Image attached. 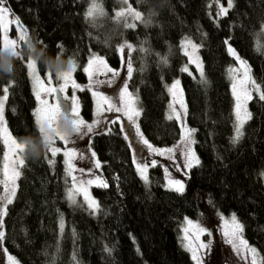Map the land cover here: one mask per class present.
Here are the masks:
<instances>
[{
    "label": "trees",
    "instance_id": "obj_1",
    "mask_svg": "<svg viewBox=\"0 0 264 264\" xmlns=\"http://www.w3.org/2000/svg\"><path fill=\"white\" fill-rule=\"evenodd\" d=\"M94 2L101 11L89 16ZM128 3L145 16L133 28L115 17L120 0H4L19 53L11 59L10 73L0 70V96L8 86L4 121L15 139L28 144L14 198L3 218L6 251L19 264H194L180 243V227L185 218L195 219L212 209L235 216L262 264L264 0H231L225 14L213 11L212 0ZM184 36L199 46L202 80L182 71L187 63L180 47ZM122 45L133 49L124 47L121 52ZM230 46L247 63L252 81L261 89L259 95L252 90L250 118L237 141L233 139ZM119 52L122 57L126 52L131 64L128 86L137 95L141 131L154 147L172 145L180 136L177 122L167 117L166 91V84L180 79L199 162L186 174L182 192L167 190L164 182L177 175L172 167L139 146L119 115L103 114L105 126L90 137L106 185L93 189L99 204L93 215L80 200L73 204L68 200L72 187L68 169L61 151L52 155L39 132L25 62L34 55L44 74L54 70L58 61L61 65L73 61L83 85L77 90L80 116L91 120V91L107 90L92 86L84 65L91 54H98L118 67ZM52 147L64 146L56 141ZM2 155L0 142V177ZM154 161L145 184L137 165Z\"/></svg>",
    "mask_w": 264,
    "mask_h": 264
},
{
    "label": "rangeland",
    "instance_id": "obj_2",
    "mask_svg": "<svg viewBox=\"0 0 264 264\" xmlns=\"http://www.w3.org/2000/svg\"><path fill=\"white\" fill-rule=\"evenodd\" d=\"M228 4H229V0H212L211 8L213 9L214 12H216V14H225L221 12V9L222 8L228 9L229 8ZM92 5L93 3L91 4V6ZM3 7H5L4 2H3ZM128 7H129L128 0L127 3L123 2V0H120V9L116 11V13L114 12L115 17L118 18L116 15L117 12L125 11ZM132 9L134 11H137L134 8ZM139 13L141 14V19H135L134 16L132 15H126V17H119L118 21L121 22L125 27H128L127 25L129 24L134 25L135 27L138 23H142L145 20V16L141 12ZM92 16H94V14ZM12 22L13 20L9 12L8 15L4 17L3 20H0L1 48L3 44V36L6 35L10 39H14L10 34V27ZM15 26L19 30V26L17 25ZM193 45L195 46V49H193ZM180 47L182 53L187 58V63L182 68V71L188 73L195 79L202 80L204 77V67L199 53V46L190 37L184 36L180 40ZM132 49H133V45H131L130 52L132 51ZM229 49H232L235 55H233L232 52L229 51ZM15 50L17 51V44ZM228 51L230 53V56L232 57V64L229 67V77L231 82V94L234 100L233 139L234 141H237L238 139H235V137L237 135L236 128L239 121L237 120V108H236L237 99L236 96L233 94V84L234 83L236 84L237 93H241L240 81L244 78L245 69L241 66L240 61L243 62L245 61L239 56V54L231 46L228 47ZM185 53H187V55ZM94 56L102 58L105 64L107 65L106 68L103 65L95 66L98 67V71H94L92 73L93 80L91 81V84L94 87H99V88L103 87L104 89L107 90V91H101L97 89L95 90V92L109 97L115 103L116 101L119 100L120 93L122 89L125 88L126 85L127 91L132 94V98L134 100V107L139 111V115L134 116L132 120H129L127 115H125L123 111L117 112L115 110H111V111H102L98 113L97 109H98L99 96H94L93 91H91V98H92L94 117L91 120L83 119L80 116L81 106L77 96V90L82 88L83 85L79 84L81 82L77 80V77L75 75V70H76L75 63L73 61H68L65 65H61V63L58 61V63L56 64V68L54 70L50 69L44 74L40 73L36 63V72L41 78V80L44 81V87H56L58 89L60 87H63L64 91L60 93H62L64 98L67 97L66 101L70 103V106L72 105L73 97L75 98L78 106L80 119H83L86 122V124H92L94 121H98L97 123H95L93 131L91 133L87 132L86 127H82L79 133L73 132L69 122L65 119L63 112H61L56 122L53 124V126L58 127L61 132H68L70 134L69 142L67 144L61 141L58 137H54L55 142L60 141L64 146L60 150L61 151L60 153L62 154V157L68 169L69 181L72 182V187L70 189L71 198H70V194H68L69 202L73 204V203H77L80 200L82 203H84L88 211L91 212L93 215L97 214L98 212L99 204H98V200L93 195V189L96 187H100V188L105 187L103 186L105 185V183L101 177V163L91 148L90 137L93 133L101 131L102 128L105 126L106 118L103 116V114H107V113H115L119 115L127 123L129 127V133H131L130 135L139 146L145 149L150 155L155 156L159 160L165 161L168 165L172 167V170L175 171L177 175L173 179L166 180L163 184V187L167 190L181 192L175 190L177 186L175 184L170 183V181L178 180L181 181L183 185H185L184 183L185 176L189 172V170L197 163L196 162L197 156L194 151V143H195L194 131L191 133V140L193 141L192 143H187L184 139L187 130H193V128L190 127L186 119L187 107H186V101L180 79L179 78L174 79L172 82L166 84V91L169 97V105H168L169 107H167V117L172 116L173 118L171 120L177 122L180 128V136L178 140L172 145L165 147H154L145 138L140 128V124H139L140 108L137 103V95L136 93L131 91L128 86L130 76H129L126 52L124 54V57H122V54L119 52L120 60L122 59V61H120L121 64H119L118 67H112L108 63L106 58L103 56H100L98 54H91L88 57V60L84 65V68L89 65V61ZM194 57H199V64L202 67L203 76L201 75V69L197 67V64L191 62V60ZM237 57L239 58V60L237 59ZM11 59L12 57L9 58V62H11ZM31 60L36 61L34 55L30 56L26 60L25 65L33 88L32 91L36 99V108L34 109V117L37 124L36 113L38 109H41L43 107V104L41 103L40 99H37V90H38L37 85L33 79V76L31 75L30 70L27 67V63ZM70 62H72L75 65V70L71 72V78L68 80L66 85L62 79L58 80L55 78V76L52 77L51 84L47 83L49 74L51 73L59 74L61 72L68 71ZM245 64L247 66V75L251 78L249 67L246 62ZM4 67L7 69L8 65L5 64ZM108 69H111V71H108ZM84 73L90 79L89 73H86L85 71ZM175 81H179V85L173 88L172 91H169V88L174 84ZM246 87L250 96L252 94V90H254L257 95L260 94V92L256 91V89L250 83L247 84ZM173 93H175V95H173ZM56 94H48L43 91L40 92L41 97L44 100L48 101L50 104L56 103V99H55ZM4 96L5 95L0 96V99H3ZM249 100L250 99H247L245 101L243 95H241V102L243 104V108H246L248 113H250ZM103 107L106 109L107 105H103ZM243 108L241 109V115H243ZM4 109H5V100H3V119L0 120V142L3 145L2 175L0 177V181L3 180V166L6 162L9 163L10 173L13 168H15V170L19 172L21 166L19 164V160L16 158L17 153L15 152L10 153V145L4 143L5 130L7 131L8 135H10L13 139H15L4 121ZM177 114L179 115V118H177ZM248 119L244 121L243 126L240 129L241 134ZM37 127L39 129L38 124ZM137 128L139 129L140 135L137 134ZM141 136L143 137V139L141 138ZM144 140H147L148 144H145ZM21 143H25V142H21ZM149 144L152 146L151 148L148 147ZM153 149L158 151H153ZM169 149H171V151H169ZM68 150H72L75 153V155L71 158V168H69V157L65 155V152H67ZM6 154H8L9 156L8 161H5L4 159ZM19 155L23 158V153H20ZM151 165H153V163H149V164L140 163L141 167H146L145 175L147 177V180L142 178L141 173L138 171L137 168L138 176L145 184L149 183V169ZM17 180L18 177L15 178L14 184L10 185V188L15 187V191L17 188L16 187ZM89 181H92V183L89 184L88 183ZM8 194L9 193H6L4 190L3 183L0 182V209H3L5 206L7 207V205L9 204L7 203V198H6ZM85 194H87L89 198L88 200L85 199ZM13 198L14 196L12 197V200ZM90 200L95 201V206L89 207ZM232 217L233 216L227 217L225 215H222L218 211L207 209L202 213L200 217L195 219L188 218L183 221L180 227V243L182 247L189 253L194 264H251V256L245 253L244 246L241 245L240 243L241 239L243 241H246L245 238L243 237L242 231L238 233V236L236 238H233L231 235ZM3 218L4 215H0V232L2 233H3ZM189 221L191 222V224H189ZM193 225H195V227H193ZM201 229L203 231H201ZM225 233H228V235H225ZM228 240H233V243L227 242ZM234 244L236 245V247L233 246ZM248 246L251 247L250 245ZM193 252L196 253L197 260L193 259ZM9 256L13 257L12 255H9L8 252L6 251L3 245V236H2L0 237V264H10ZM13 258L15 264H19L17 259L15 257ZM256 261L257 264H260L258 255L256 257Z\"/></svg>",
    "mask_w": 264,
    "mask_h": 264
},
{
    "label": "snow or ice",
    "instance_id": "obj_3",
    "mask_svg": "<svg viewBox=\"0 0 264 264\" xmlns=\"http://www.w3.org/2000/svg\"><path fill=\"white\" fill-rule=\"evenodd\" d=\"M3 2H4V0H0V20H3L4 17L7 16L8 12H9V10L7 8L3 7ZM123 2L127 3V0H123ZM231 6H232L231 0H229L228 7L230 8ZM98 11H101L100 6L94 2L93 5L89 8L88 15L91 16V15L97 13ZM226 11H227L226 8L221 9L222 13H226ZM116 15L118 18L119 17H126V15H132V16H134L135 19H141V14L137 11H134L130 5L125 11L117 12ZM17 23H18V21H17ZM127 26L128 27H134V25H131V24H129ZM20 39H23V37L21 36ZM16 44H17L16 39H10L6 35L3 36V44H2V48H0V70L6 71V73H10L12 71V66L9 62V58L13 57V56H19V53L15 50ZM124 47L131 48V45H122L121 49H120L121 52L123 51ZM193 49H195L194 45H193ZM229 51L232 52L233 55H235V53L232 51V49H229ZM185 54L187 55V53H185ZM237 59L239 60L238 57H237ZM191 62L197 64V67L201 69V75L203 76L202 67L199 64V57H194L191 60ZM240 63H241V66L245 69V73H244V78L240 81L241 93H237L236 84L235 83L233 84V94L236 96V99H237V104H236L237 120L239 121L237 128H236L237 135H236L235 139H239V136L241 135L240 129L243 126L244 121L246 119L250 118V113L247 112L246 108H243V104L241 102V95H243L245 101L247 99H251V96L248 93L246 85L250 83L256 89V91H258V92L261 91L260 86L256 85L255 81H251V78L247 75V66H246L245 62L240 61ZM5 64L8 65L7 69L4 68ZM96 65H103L105 68L107 67V65L105 64V62L102 58L94 56L89 61V65L84 68V71L86 73H89L90 81L93 80L92 73L94 71H98V67H95ZM27 67L30 70L31 75L33 76V79L37 85V89H38L37 90V99H40L41 103L43 104V107L41 109H38L37 113H36L37 124L39 126V132L41 133V135L43 137V141L45 143V146L48 147V149H49V151H51L52 155H55L57 152L60 151V149L52 147V145L55 142L54 137H58L61 141H63L65 144H67L69 142V135H70L68 132H61L58 127L53 126V124L56 122V120H57L58 116L61 114V112H63L65 119L69 122L72 131L77 132V133H79L81 131L82 127H86L87 132L91 133L93 131L95 123H97L98 121H94L92 124H86V122L83 119H80L77 102H76L74 97H73L72 105L70 108L66 107L65 105H63L60 102L61 98L59 97V95L55 96V99H56L55 104H50L48 101L44 100L40 95L41 91L48 93V94H56L58 92L64 91V88L60 87L58 89L56 87H44V81L41 80V78L39 77V75L36 72V61L35 60L29 61L27 63ZM74 70H75V65L72 62H70L68 71L61 72L59 74H55V73L49 74L48 79H47V83L51 84L52 83V77L55 76V78L58 80L62 79L66 85L68 80L71 78V72ZM128 70H129V76H130L131 71H132L130 62H128ZM108 71H111V69H108ZM178 85H179V81H175L174 84L169 88V91H172V89L177 87ZM3 91L5 92V96L3 97V99H0V120L3 119V100L6 99V93L8 91V86H5ZM93 95L99 96L98 109H97L98 113L102 112V111H111V110H115L117 112L123 111L124 114L127 115L129 120H132L134 116L139 115V111L134 107V100L132 98V94L127 91L126 85H125V88L122 89V91L120 93L119 100L116 101L115 103L109 97H107L103 94L97 93L95 91H93ZM173 95H175V93H173ZM66 98L67 97H65V99ZM260 98L264 99V92L261 93ZM103 105H107V108L105 109L103 107ZM242 108H243V115H241V109ZM173 111H175V110H173ZM168 118L172 119L173 117L169 116ZM177 118H179L178 114H177ZM117 119H119V117ZM193 131L194 130H187V132L185 133L184 139L187 143L193 142L191 140V133ZM137 134L140 135L138 128H137ZM141 138L143 139L142 136H141ZM4 143L7 145H10V153L11 152L17 153L16 158L19 160V164L23 165L24 159L19 154L26 151L28 144L27 143H21L15 139H13L10 135L7 134L6 130H5ZM144 143L148 144V141L144 140ZM148 147L151 148L152 146L149 144ZM153 151H158V150L153 149ZM169 151H171V149H169ZM65 155L69 157V168H71V158L75 155V153L72 150H68L67 152H65ZM4 159H5V161H8V159H9L8 154L5 155ZM196 162L198 163L199 161L197 160ZM50 163H51V161H50ZM153 164H155V161L153 162ZM137 168H138V171L141 173L142 178L147 180V177L145 175L146 167H141L140 165H137ZM18 176H19V172L16 171L15 168H13L11 170V173H10L9 163L6 162L3 166V180L0 182L3 183L5 192L9 193L6 197L7 203H9V204L12 202V197L15 195V187L10 188V185L14 184L15 178ZM88 183L91 184L92 181H89ZM170 183L175 184L177 186L175 190L181 191V192L183 191L184 185L181 181H178V180L170 181ZM103 186H106V185H103ZM85 192H86V190H85ZM70 198H71V194H70ZM85 199L86 200L89 199L87 194H85ZM93 206H95V201L90 200L89 201V207H93ZM5 214H6V206L3 209H0V215H5ZM189 224H191L190 221H189ZM231 224H232L231 235L233 238H236L238 236V233L240 231H242V225H240L237 222L235 216L232 217ZM62 227H63V223H61V228ZM193 227H195V225H193ZM201 231H203V230L201 229ZM225 235H228V233H225ZM2 236H3V233L0 232V237H2ZM227 242L233 243V240H228ZM240 243H241V245L244 246L245 253L247 255L251 256V264H257L256 257L258 254H257L256 250L254 248L249 247L247 245V242L243 241L242 239L240 240ZM233 246L236 247L235 244ZM193 259L197 260V256H196L195 252H193ZM9 262H10V264H15L14 258L9 256ZM262 264H264V262H262Z\"/></svg>",
    "mask_w": 264,
    "mask_h": 264
},
{
    "label": "water",
    "instance_id": "obj_4",
    "mask_svg": "<svg viewBox=\"0 0 264 264\" xmlns=\"http://www.w3.org/2000/svg\"><path fill=\"white\" fill-rule=\"evenodd\" d=\"M56 95H59V97L61 98L60 102H61L63 105H65L66 107H69V108H70L69 103H68L66 100H64V98H63V96H62V93L58 92Z\"/></svg>",
    "mask_w": 264,
    "mask_h": 264
},
{
    "label": "bare ground",
    "instance_id": "obj_5",
    "mask_svg": "<svg viewBox=\"0 0 264 264\" xmlns=\"http://www.w3.org/2000/svg\"><path fill=\"white\" fill-rule=\"evenodd\" d=\"M186 219H188V218H185L184 220H186ZM10 255V254H9Z\"/></svg>",
    "mask_w": 264,
    "mask_h": 264
},
{
    "label": "flooded vegetation",
    "instance_id": "obj_6",
    "mask_svg": "<svg viewBox=\"0 0 264 264\" xmlns=\"http://www.w3.org/2000/svg\"><path fill=\"white\" fill-rule=\"evenodd\" d=\"M64 98V97H63ZM65 99V98H64ZM66 100V99H65ZM70 104V103H69ZM71 107V106H70Z\"/></svg>",
    "mask_w": 264,
    "mask_h": 264
}]
</instances>
